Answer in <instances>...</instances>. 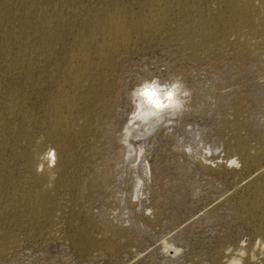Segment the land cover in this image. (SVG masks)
I'll return each instance as SVG.
<instances>
[{"label":"rangeland","instance_id":"obj_1","mask_svg":"<svg viewBox=\"0 0 264 264\" xmlns=\"http://www.w3.org/2000/svg\"><path fill=\"white\" fill-rule=\"evenodd\" d=\"M150 1L0 0V264H264V0ZM126 12L160 19L102 48ZM177 76L185 108L138 122L132 89Z\"/></svg>","mask_w":264,"mask_h":264},{"label":"bare ground","instance_id":"obj_2","mask_svg":"<svg viewBox=\"0 0 264 264\" xmlns=\"http://www.w3.org/2000/svg\"><path fill=\"white\" fill-rule=\"evenodd\" d=\"M147 1V0H146ZM153 2H155V0H151L148 4L150 5V6H152V7H157L158 5H157V3L155 2V3H153ZM224 2V1H223ZM158 3H159V1H158ZM226 3H228L227 4V6L229 7V9H230V13H231V17H233V18H235V19H237V21H238V24H240V21H245V22H250L251 23V21H252V13H251V11H252V3L250 2V1H242V0H228V2H226ZM254 4V3H253ZM141 5V4H140ZM143 5V4H142ZM141 5V6H142ZM225 5V2H224V4H223V6ZM126 6V5H125ZM140 6V7H141ZM146 6V5H145ZM227 6H226V8H227ZM128 7V6H127ZM151 7V8H152ZM130 8V7H129ZM150 8V7H149ZM162 8V7H161ZM139 9H142V8H139ZM153 9V8H152ZM164 9V8H163ZM148 10H151V9H148ZM155 10V9H154ZM158 10V9H157ZM162 10V9H161ZM165 10V9H164ZM130 11H132V10H130ZM163 11V10H162ZM227 11H228V9H227ZM254 11V10H253ZM129 12V11H128ZM128 12H126V13H123L124 14V16H122L121 14L120 15H118L119 13H116L115 15H110V16H108L107 18H106V23H104V21H102L104 24L100 27V29H101V42H100V40L98 41L99 43H101L100 45L102 46V48L104 47V46H108V48L110 49V48H114V46H116V42H113L114 40H120L121 42L122 41H125V37H127V39H129L128 38V36H126V29H128V28H126L127 27V25L128 24H131V26H134L135 27V29H137V27H140V26H145V25H147L146 27L148 28V26H150V27H152V26H154V25H156V21L155 20H157V19H160V17H159V12H158V15H156V17L154 16V14H156V13H154V14H150V16L148 15V14H146V13H144V15L146 14V16H140V14H138V16L139 17H135V18H131V20L129 19L128 21H127V19L128 18H125V16L128 14ZM115 13V12H114ZM220 13V12H219ZM226 13V12H225ZM126 14V15H125ZM131 15H132V13H130ZM162 14V13H161ZM163 14H165V12H163ZM257 14H258V12H257ZM136 15V14H135ZM142 15V14H141ZM130 16V15H129ZM132 16H134V15H132ZM162 16V15H161ZM255 16V15H254ZM257 16V15H256ZM128 17V16H127ZM131 17V16H130ZM129 17V18H130ZM163 17H165V15H163ZM163 17H161V19L163 18ZM217 17H219V15L217 16ZM216 17V18H217ZM223 17V16H222ZM260 17V16H259ZM261 17H264V16H261ZM46 18V17H45ZM48 18V17H47ZM46 18V19H47ZM105 18V17H104ZM227 18H229L228 16H227ZM45 19V20H46ZM44 20V19H43ZM44 20V21H45ZM100 20H103V18L102 19H100ZM166 20V19H165ZM165 20H163V22L165 21ZM232 20H234V19H232ZM49 21V20H48ZM97 22L96 23H98V20H96ZM215 21H216V19H215ZM219 21V20H218ZM128 22V23H127ZM167 22V21H166ZM211 22V21H210ZM210 22H209V24H210ZM213 22V21H212ZM217 22V21H216ZM232 22V21H231ZM259 22V21H258ZM45 23H47V22H45ZM96 23H93V24H96ZM160 23H161V20H160ZM218 23V22H217ZM234 23V22H233ZM100 24H102L101 23V21H100ZM164 24V23H163ZM208 24V25H209ZM262 27H264V18H261L260 19V23H259ZM97 25V24H96ZM211 25V24H210ZM215 25V24H214ZM220 25V24H219ZM225 25H227V24H225ZM235 25V24H234ZM98 26V25H97ZM222 26V25H221ZM244 26V25H243ZM255 26V25H254ZM257 26V25H256ZM40 27V26H39ZM43 27V26H42ZM95 27V26H94ZM134 27H132L133 29H134ZM157 27V26H156ZM92 28V27H91ZM99 28V27H98ZM143 27H140V29H142ZM162 28V27H161ZM228 28V30H229V27H227ZM250 28V27H249ZM46 29H47V27H46ZM97 29V28H96ZM158 29V28H157ZM231 29V28H230ZM232 29H233V26H232ZM255 29V28H254ZM44 30V29H43ZM129 30V29H128ZM130 30H132V29H130ZM137 30H139V29H137ZM100 31V30H99ZM98 31V32H99ZM156 31V30H155ZM231 31V30H230ZM90 32H92V30L90 31ZM94 32V31H93ZM92 32V33H93ZM96 32H97V30H96ZM46 32H44V34H45ZM53 33V32H52ZM51 33V31H49V33H46V34H48L47 36H51V38H52V34ZM95 33V32H94ZM234 33V32H233ZM45 34V35H46ZM90 34V33H89ZM96 34V33H95ZM95 34H93V35H95ZM92 35V36H93ZM97 35V34H96ZM129 35V34H128ZM82 36V35H81ZM88 36V35H87ZM98 36V35H97ZM100 36V35H99ZM78 37V36H77ZM88 37H90L91 38V35H89ZM79 40L81 41V38H83V37H80L79 36ZM94 38H95V36H94ZM89 41H91V39H89V38H87ZM93 40V43L92 44H94V43H96V42H94V40L95 39H92ZM84 41V40H83ZM88 41V44H90V42ZM97 41V40H96ZM119 41V42H120ZM79 42V41H78ZM118 42V43H119ZM82 43H85V41L84 42H82ZM98 43V44H99ZM113 43H115V45L113 44ZM86 44V43H85ZM114 46H113V45ZM125 44V43H124ZM94 46H96V44H94ZM99 46V45H98ZM98 46H96V47H98ZM77 47H79V46H77ZM81 47V46H80ZM84 47V50H85V46H83ZM96 47H94L95 49H97L98 50V48H96ZM117 47V46H116ZM94 48H93V51H96V50H94ZM105 48V47H104ZM78 49H80V48H77V50ZM116 49H118V48H116ZM83 50V49H82ZM111 50H113V49H111ZM79 51V50H78ZM88 50H85L84 52H86V53H89V52H87ZM99 51L101 52V50L99 49ZM106 51V50H105ZM107 51H109L108 49H107ZM114 51V50H113ZM112 51V52H113ZM98 52V51H97ZM112 52H110V53H112ZM75 52H73V54H74ZM79 53H81V52H79ZM78 53V54H79ZM109 52H106V53H104L105 55L106 54H108ZM113 53H115V52H113ZM72 54V53H71ZM83 54V53H82ZM99 54V53H98ZM84 55V54H83ZM82 55V56H83ZM88 55V54H87ZM101 55H103V54H101ZM90 56V55H89ZM35 57V56H34ZM39 57V56H38ZM55 57H56V55H55ZM64 57V56H63ZM66 57V56H65ZM86 56L84 55V57L83 58H85ZM88 57V56H87ZM104 57H106V56H104ZM33 58V57H32ZM36 58V57H35ZM41 58V57H40ZM60 58V57H59ZM68 58V57H67ZM77 58V57H76ZM76 58H74V59H76ZM31 59V58H30ZM41 59H43V58H41ZM45 59V58H44ZM86 59V58H85ZM102 59V58H101ZM33 62H34V60L33 59H31ZM30 60V61H31ZM38 60V59H37ZM67 60V59H66ZM63 61V60H62ZM68 61H71V62H69L68 63V68L70 69V70H74V72H73V74L75 73H78V68H80V64L78 65L77 64V62L76 61H79V60H76V61H74V62H72L73 60H68ZM85 62L87 61L88 62V59H86V60H84ZM83 61V63H85ZM103 61V60H102ZM36 62V61H35ZM43 62V61H42ZM41 62V63H42ZM87 62H86V64H87ZM105 62V61H104ZM103 62V63H104ZM31 63V62H30ZM36 63H39V62H36ZM36 63H34L33 65H35ZM80 63V62H79ZM100 63V62H99ZM99 63H97L98 65H99ZM56 64H59L58 62L56 63ZM66 63H64V65H65ZM44 65V64H43ZM32 66V65H31ZM37 66H39V65H37ZM40 66H42L41 64H40ZM58 66V65H57ZM34 67V66H33ZM59 67H60V65H59ZM66 67V65L63 67V68H65ZM88 67V66H87ZM89 68V67H88ZM88 68L87 69H85V70H88ZM60 69H62L61 67H60ZM80 69H83V66L80 68ZM90 69L91 68H89V71H90ZM96 69H97V67H96ZM60 71H62V70H60ZM94 70H92V72H93ZM102 71V70H101ZM32 72V71H31ZM64 72V71H63ZM62 72V73H63ZM104 72V71H103ZM43 73H45V72H43ZM47 73V72H46ZM71 73V72H70ZM80 73L82 74V70L80 71ZM87 73V72H86ZM96 73H99V72H96ZM32 74H33V72H32ZM64 74H65V72H64ZM66 74L68 75L69 74V72L67 71L66 72ZM72 74V73H71ZM74 74V75H75ZM81 74H79V75H81ZM103 74V73H102ZM43 75V74H42ZM42 75H41V77H42ZM47 75V74H46ZM49 75V74H48ZM63 75V74H62ZM77 75V74H76ZM90 75V74H89ZM69 76V75H68ZM71 76V75H70ZM78 76V75H77ZM93 76V75H92ZM96 76V75H95ZM34 77V76H33ZM48 77V76H47ZM74 77V76H73ZM79 78H80V76H78ZM78 77H76L77 79H78ZM97 77V76H96ZM105 77V76H104ZM46 78V77H45ZM53 78V77H52ZM67 79V77H65L64 76V79ZM75 78V79H76ZM36 79V78H35ZM34 79V80H35ZM61 79V77L58 79V80H60ZM98 79V78H97ZM49 80H50V77H49ZM55 80H56V78H55ZM58 80H56V81H58ZM62 80H63V78H62ZM68 80L70 81V78L69 79H67V81H66V83L68 82ZM90 80V79H89ZM36 81V80H35ZM52 81V80H51ZM50 81V82H51ZM61 81V80H60ZM64 81V80H63ZM73 82L75 81V80H72ZM92 81V80H91ZM96 81V80H95ZM94 81V82H95ZM99 81V80H98ZM97 81V82H98ZM37 82V81H36ZM41 82H42V80H41ZM45 82V81H44ZM43 82V83H44ZM47 82V81H46ZM49 82V83H50ZM53 82V81H52ZM93 82V81H92ZM102 82V81H101ZM35 83V82H34ZM39 83H40V81H39ZM39 83H37V85L39 84ZM60 82L58 81V85H60L59 84ZM62 83H64V84H66L65 82H62ZM69 84L71 83V82H68ZM36 84V83H35ZM50 84H52L53 85V83H50ZM77 84V83H76ZM93 84V83H92ZM96 85H97V83H95ZM100 84V83H99ZM103 84V83H102ZM105 84V83H104ZM42 85V84H41ZM58 85H56L57 87H58ZM63 85V84H62ZM78 85V84H77ZM94 85V84H93ZM39 86V85H38ZM54 86V85H53ZM52 86V87H53ZM34 87H35V85H34ZM40 87V86H39ZM51 87V88H52ZM69 87V86H68ZM74 87V86H73ZM72 87V88H73ZM87 87V86H86ZM90 87V86H89ZM98 87H100V85L98 86ZM102 88H103V86H101ZM107 87V86H106ZM54 88V87H53ZM65 88H67V87H65ZM44 89V88H43ZM56 90H57V88H55ZM58 89H60V86H59V88ZM62 89H64V87L63 88H61V90ZM94 89H95V87H94ZM166 89V88H165ZM38 90V89H37ZM37 90H36V92H37ZM54 90V89H53ZM55 91V90H54ZM73 91V90H72ZM74 91H75V89H74ZM98 91V90H97ZM39 92V91H38ZM37 92V93H38ZM43 92V91H42ZM59 92H61V91H59ZM58 91L56 92V93H59ZM63 92V91H62ZM71 92V91H70ZM108 92H110V91H107L106 93H108ZM40 93H41V91H40ZM55 93V92H54ZM82 93V92H81ZM91 93V92H90ZM42 94H45V93H42ZM98 94H99V92H98ZM63 95V94H62ZM67 94H65V96H66ZM50 96H52V95H50ZM94 96V95H93ZM93 96H92V98H93ZM54 97H56V96H54ZM48 98H49V96H48ZM53 98V97H52ZM60 98V97H59ZM63 98H65V97H63ZM54 100H56V101H60V100H58V97H56V99L55 98H53ZM71 98L69 97V101H71L70 100ZM54 100H51V102L53 101V103L55 102ZM80 100V99H79ZM78 100V101H79ZM81 101V100H80ZM88 101V100H87ZM98 101V100H97ZM68 102V101H67ZM83 102V101H82ZM85 102V101H84ZM10 103V102H9ZM50 102L48 101V104H49ZM60 103V102H59ZM72 103V102H71ZM71 103H69L68 102V105L70 104L71 105ZM77 103V102H76ZM13 104V103H12ZM48 104H46V105H48ZM63 104V103H62ZM73 104H74V101H73ZM73 104H72V108L74 107L73 106ZM11 105V104H10ZM51 105V104H50ZM49 105V106H50ZM54 105V104H53ZM59 105L60 104H56V105H54L53 107V109H57L58 107H59ZM64 105V104H63ZM9 106V105H8ZM8 106H6V108L8 107ZM62 105H60V107H61ZM66 106H67V104H66ZM4 107V106H3ZM9 107H11V106H9ZM8 107V108H9ZM12 107H13V105H12ZM52 107V106H51ZM63 107V106H62ZM65 107V106H64ZM71 107V106H70ZM50 108V107H49ZM10 109V108H9ZM50 109H52V108H50ZM52 109V110H53ZM69 110V109H68ZM51 111V110H50ZM66 111V110H65ZM65 111H64V113H65ZM56 112H58V110L56 111ZM55 112V113H56ZM60 112V111H59ZM14 113V112H13ZM17 113V112H16ZM49 114H47V115H49V117H50V112H48ZM63 113V114H64ZM53 114H54V112H53ZM67 114V113H66ZM8 115V114H7ZM56 115V114H55ZM60 115V114H59ZM5 116V115H4ZM67 116V115H66ZM69 116V115H68ZM56 117V116H55ZM57 117H58V120L61 122V120H62V117H59L58 115H57ZM4 118V117H3ZM25 118V117H24ZM45 118V117H44ZM83 118V117H82ZM85 118V117H84ZM2 119V118H1ZM46 119V118H45ZM44 119V120H45ZM50 119V118H49ZM52 119H54L53 117H52ZM51 119V120H52ZM64 119V118H63ZM2 120H4V119H2ZM71 120V119H70ZM70 120H69V122H70ZM74 120V119H73ZM48 121V120H47ZM58 121V122H59ZM8 122V121H7ZM52 123V122H51ZM54 123H56V122H54ZM61 123H63V122H61ZM65 123V122H64ZM71 123V122H70ZM0 124H2V123H0ZM46 124V123H45ZM47 124L48 125H50L49 124V122H47ZM47 124H46V126H47ZM57 124V123H56ZM61 125V124H60ZM64 125H66V124H64ZM64 125H63V127H64ZM2 126V125H1ZM51 126H52V124H51ZM62 126V125H61ZM6 127V126H5ZM48 127V126H47ZM46 127V128H47ZM56 127V126H55ZM63 127H61V128H63ZM22 128H24L23 126H22ZM49 128H50V126H49ZM60 128V129H61ZM65 128H66V126H65ZM71 128V127H70ZM21 129V128H20ZM54 129V128H53ZM69 129V128H68ZM66 130V133L69 131V130ZM4 130V129H3ZM12 130V129H11ZM50 130V129H49ZM58 130V129H57ZM7 131V130H6ZM45 131H48L47 129L45 130ZM64 131V130H63ZM49 132V131H48ZM54 132V131H53ZM57 132V131H56ZM4 133V132H3ZM23 133V132H22ZM60 134L59 135H61V132H59ZM69 133V132H68ZM44 134H46V132L44 133ZM53 135V134H52ZM63 135H64V133H63ZM63 135H61V136H63ZM67 135V134H66ZM66 137V136H65ZM4 139H5V137H4ZM9 139V138H8ZM12 139V138H11ZM32 139V138H31ZM1 141V140H0ZM19 142H20V140H19ZM61 143V142H60ZM59 143V144H60ZM3 144V143H2ZM28 144V143H27ZM62 144V143H61ZM1 147V146H0ZM36 147V146H35ZM38 148V147H37ZM65 148V147H64ZM29 149V148H28ZM66 149V148H65ZM30 151V150H29ZM33 151V150H32ZM28 151H26L25 153H27ZM31 152V151H30ZM39 152V151H38ZM50 152V151H49ZM25 153H24V155H25ZM34 153V152H33ZM30 154V155H34V154ZM47 153V152H46ZM38 154V153H37ZM52 154V153H51ZM29 155V156H30ZM36 156V155H35ZM45 156V155H44ZM43 156V157H44ZM54 155H52V157H53ZM22 157H23V155H22ZM45 157H47V156H45ZM62 157V156H61ZM24 159V158H23ZM25 161H27V159H25ZM30 161V160H29ZM39 162V164L38 165H40V164H42L43 163V160H41V161H38ZM24 163V162H23ZM262 163V162H261ZM25 164H26V162H25ZM29 164H30V162H29ZM46 164V163H45ZM45 164H44V166H45ZM48 164V163H47ZM31 165H35V163L33 164H31ZM30 167V166H29ZM34 167H36V165L34 166ZM33 167V168H34ZM42 167V166H41ZM41 167H37V169L38 168H40V170L42 169ZM45 167H48L47 165L45 166ZM45 167H43V168H45ZM26 168H28V167H26ZM260 168V167H259ZM29 169V168H28ZM47 169V168H46ZM46 169H44V170H46ZM48 169H50L49 167H48ZM38 171V170H37ZM36 171V172H37ZM49 171V170H48ZM2 172V171H1ZM35 172V173H36ZM40 172V171H39ZM38 172V173H39ZM262 172V171H261ZM31 173V172H30ZM40 173H43L42 171L40 172ZM45 173V172H44ZM37 175H39V174H37ZM259 175H262V174H260L259 173ZM7 176H8V174H7ZM35 176V175H34ZM41 176V175H40ZM39 176V177H40ZM43 176H45V175H43ZM3 177V176H2ZM5 177V176H4ZM7 178V177H6ZM46 178H47V176H46ZM4 179V178H3ZM262 179H264V178H262ZM1 181H2V179H1ZM4 181V180H3ZM2 181V182H3ZM41 181V180H40ZM43 181H45V179H44V177H43ZM5 182V181H4ZM8 183H9V180L7 181ZM13 182V181H12ZM254 182H255V180H254ZM260 182V181H259ZM7 183V184H8ZM258 183V182H257ZM262 183H264V182H262ZM3 184H5V183H3ZM2 184V185H3ZM10 184V183H9ZM8 184V185H9ZM253 184V183H252ZM259 184V183H258ZM254 185V184H253ZM7 186V185H6ZM258 186V185H257ZM3 187H4V185H3ZM2 187V188H3ZM249 187V186H248ZM247 187V188H248ZM4 188H6V187H4ZM3 188V189H4ZM257 191H258V188L256 189ZM253 191V190H252ZM259 193H260V189H259ZM255 194V193H254ZM257 194V193H256ZM36 195V194H35ZM34 196V195H33ZM257 196V195H256ZM30 197V196H29ZM31 199V198H30ZM254 200V199H253ZM32 201V200H31ZM37 202V201H36ZM40 202V201H39ZM43 202V201H42ZM32 203V202H31ZM46 203V202H45ZM251 203V202H250ZM257 203V202H256ZM41 203H39L38 205H40ZM43 206V205H42ZM257 210V209H256ZM37 211H38V208H37ZM257 214V213H256ZM252 217V216H251ZM261 219V218H260ZM259 227H260V225H259ZM260 230H262V229H260ZM261 235H264V231H262V233H261ZM260 236V235H259ZM261 239V238H260ZM259 248H261L262 249V252H264V236H262V239L259 241ZM243 251V250H242ZM244 253V252H243ZM241 252L238 254L239 255V257H236V255L235 256H230V258L228 259V260H226L227 261V264H240V261H241ZM245 254V253H244ZM244 256V255H243ZM250 257V256H249ZM248 258V257H247ZM251 260V259H250Z\"/></svg>","mask_w":264,"mask_h":264},{"label":"clouds","instance_id":"obj_3","mask_svg":"<svg viewBox=\"0 0 264 264\" xmlns=\"http://www.w3.org/2000/svg\"><path fill=\"white\" fill-rule=\"evenodd\" d=\"M190 95V90L178 76L170 81V86L166 89L161 84L145 81L130 93L132 111L138 122H146L148 118L159 117L165 111L183 110ZM123 142L128 143L127 140ZM140 151L142 152L143 148Z\"/></svg>","mask_w":264,"mask_h":264}]
</instances>
